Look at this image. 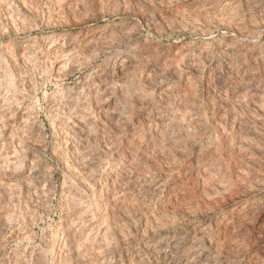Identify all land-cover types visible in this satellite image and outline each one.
I'll return each mask as SVG.
<instances>
[{"label": "clouds", "instance_id": "1", "mask_svg": "<svg viewBox=\"0 0 264 264\" xmlns=\"http://www.w3.org/2000/svg\"><path fill=\"white\" fill-rule=\"evenodd\" d=\"M0 264H264V0H0Z\"/></svg>", "mask_w": 264, "mask_h": 264}]
</instances>
